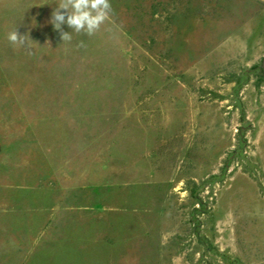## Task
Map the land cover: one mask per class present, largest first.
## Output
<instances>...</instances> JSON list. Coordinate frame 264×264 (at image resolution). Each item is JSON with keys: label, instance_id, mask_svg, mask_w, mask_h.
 Listing matches in <instances>:
<instances>
[{"label": "rangeland", "instance_id": "1", "mask_svg": "<svg viewBox=\"0 0 264 264\" xmlns=\"http://www.w3.org/2000/svg\"><path fill=\"white\" fill-rule=\"evenodd\" d=\"M110 2L0 0V264H264V0Z\"/></svg>", "mask_w": 264, "mask_h": 264}, {"label": "clouds", "instance_id": "2", "mask_svg": "<svg viewBox=\"0 0 264 264\" xmlns=\"http://www.w3.org/2000/svg\"><path fill=\"white\" fill-rule=\"evenodd\" d=\"M63 10V11H62ZM113 15L110 0H59L53 9L51 19L54 30L59 32L63 43H70L72 32L86 36L95 35ZM67 25L71 32L63 31L62 26ZM7 40L14 46L23 48L28 55H32L31 39L28 34L21 35L17 27L7 34ZM78 47H86L80 41Z\"/></svg>", "mask_w": 264, "mask_h": 264}]
</instances>
